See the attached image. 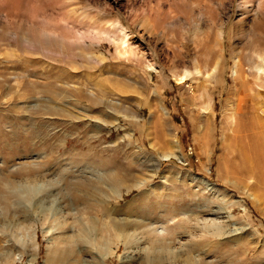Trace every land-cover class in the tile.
<instances>
[{
    "label": "rangeland",
    "instance_id": "obj_1",
    "mask_svg": "<svg viewBox=\"0 0 264 264\" xmlns=\"http://www.w3.org/2000/svg\"><path fill=\"white\" fill-rule=\"evenodd\" d=\"M263 51L264 0H0V264H264Z\"/></svg>",
    "mask_w": 264,
    "mask_h": 264
},
{
    "label": "bare ground",
    "instance_id": "obj_2",
    "mask_svg": "<svg viewBox=\"0 0 264 264\" xmlns=\"http://www.w3.org/2000/svg\"><path fill=\"white\" fill-rule=\"evenodd\" d=\"M260 4H261V1L258 2L257 8L260 7ZM122 36L124 37V39L125 38L127 39L128 34L122 32ZM258 58H259V61L256 63V71L259 73H261V72L263 73L264 72V51L258 55ZM215 71H216V67L213 66V67H211L210 71L206 72V74L204 76L209 77V76H211L210 74L214 73ZM232 72H233V74H237L236 73L237 72V62L236 61H234V64L232 67ZM201 73H202V71L200 70V68L198 66H195L192 71H189V69H186L183 74H181L179 77H177L176 80H177V82H183V80H185L186 77H188L192 74L199 75ZM161 157L165 158V157H167V155H162Z\"/></svg>",
    "mask_w": 264,
    "mask_h": 264
}]
</instances>
